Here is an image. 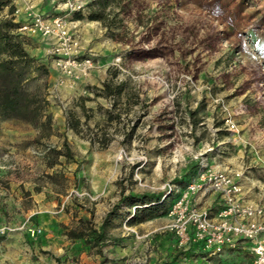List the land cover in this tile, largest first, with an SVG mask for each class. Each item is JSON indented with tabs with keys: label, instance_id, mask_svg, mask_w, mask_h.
I'll use <instances>...</instances> for the list:
<instances>
[{
	"label": "rangeland",
	"instance_id": "obj_1",
	"mask_svg": "<svg viewBox=\"0 0 264 264\" xmlns=\"http://www.w3.org/2000/svg\"><path fill=\"white\" fill-rule=\"evenodd\" d=\"M66 1H12L63 17L76 44L70 58L92 66L66 77L55 68L58 40L24 33L39 51L29 53L49 69L27 89L46 95L51 128L0 122V264H195L168 230L177 185L207 169L240 173L244 198L264 201V0H78L77 20ZM9 7L0 19L11 17ZM13 17L31 21L24 11ZM106 77L113 88L122 84L132 111H104L114 100L91 89ZM188 111H219L240 155L236 166L196 163L207 149L196 139L218 134H194ZM212 193L202 187L191 207L209 212ZM140 194L171 200L139 225L127 223L133 209L123 204L97 244L68 236L98 231L122 195ZM238 258L226 264H249Z\"/></svg>",
	"mask_w": 264,
	"mask_h": 264
},
{
	"label": "built area",
	"instance_id": "obj_2",
	"mask_svg": "<svg viewBox=\"0 0 264 264\" xmlns=\"http://www.w3.org/2000/svg\"><path fill=\"white\" fill-rule=\"evenodd\" d=\"M65 6L70 12L82 8L78 0H67ZM21 11L31 17V21L21 25L20 32L58 40L54 51L57 56L55 68L66 77L76 78L78 73H85L92 66L89 59L70 58L76 44L68 36L63 17L44 18L27 4L15 7L14 14ZM240 180V173L207 169L186 187L168 213L172 218L168 230L177 238L179 249L187 250L191 244L200 243L205 251L218 254L226 247L235 249L238 242L245 241L253 256L251 264H264V205L244 198ZM204 186L216 193L221 201V208L215 215L190 205L191 196ZM3 232L1 229L0 233ZM39 233V229L33 231V234Z\"/></svg>",
	"mask_w": 264,
	"mask_h": 264
},
{
	"label": "trees",
	"instance_id": "obj_3",
	"mask_svg": "<svg viewBox=\"0 0 264 264\" xmlns=\"http://www.w3.org/2000/svg\"><path fill=\"white\" fill-rule=\"evenodd\" d=\"M13 0H0V8L3 5H10L9 14L11 17L0 19V122L4 120H19L33 125H39L42 129L50 130L51 117L47 111L49 101L46 95L39 89L29 91L27 86L37 82L42 77L49 75L48 67L41 60L28 51L31 45V38L19 31L20 22H16L13 13ZM79 12H72V20L79 18ZM90 18L102 20L100 15L94 14ZM44 84V88L46 87ZM99 96L115 98L122 92V84L114 88L106 82L101 89H91ZM98 90V91H97ZM74 128V126L72 125ZM100 147H105V141H101ZM61 155V151H54ZM67 156L68 153H65ZM181 182H179L180 184ZM171 198H163L162 194L148 195H122L116 205L106 214L98 231L83 232L70 231V238L82 239L86 236L85 242L97 244L104 239V231L109 225V218H115L118 208L123 204L133 209L128 215L127 223L130 225L145 222L153 217L165 213L167 202ZM170 210V209H169Z\"/></svg>",
	"mask_w": 264,
	"mask_h": 264
},
{
	"label": "crops",
	"instance_id": "obj_4",
	"mask_svg": "<svg viewBox=\"0 0 264 264\" xmlns=\"http://www.w3.org/2000/svg\"><path fill=\"white\" fill-rule=\"evenodd\" d=\"M28 1L30 0H20V3L22 2L26 3ZM28 51L31 53L33 52V54L35 55L39 53L38 49L31 48L30 46L28 48ZM104 80H108V77L101 79L100 80L101 85L100 84L96 85V87H99V89H101ZM53 90L56 92L58 91V88L56 89L54 88ZM52 93L48 96V99L52 98L53 95ZM87 96H88L87 99L90 100L92 98V93L88 92ZM96 97H97L96 99H98L99 97H104V96L97 95ZM106 98L109 99L108 97ZM112 99L114 100V103H112V105L110 104L112 109L109 110L105 108L104 111H113V110L126 111V112L132 111L133 106L131 100L129 99L128 94L124 96V94L121 92L120 95ZM119 100H121V104H120L121 109L118 108L119 104L115 103V102L119 103ZM218 112L219 111H215V115H214V111H188L186 115L188 116V119H190V124L188 125L194 134L196 133L197 130L203 133V131H205L206 129L207 131L213 130L215 133L218 134L216 135L215 138L209 140L208 141L209 143L208 142L205 143V140L203 138L196 139V142L200 146H206L207 148L204 149L202 152H199L200 157L196 158V163L208 164L210 166L215 165L217 167H222L225 163L228 164L230 163L236 166L237 162L239 161V158L237 157H239L240 155L236 153L235 156H233V153H235L237 147L231 145L232 142L229 141V137H231V134L228 133L227 130L225 129V126L222 121L223 117H220L219 119ZM208 116H211L209 117L211 119H208ZM176 187L178 188L176 192H180L181 194L186 189L187 186L182 188V185H177ZM180 194L176 196V198L172 201V203L179 198ZM210 200L211 201L207 203V205L210 206L209 212L211 215H215L221 208V201L216 193H212V195L210 196ZM258 202L264 205V201L262 202L258 201ZM248 246L249 244L247 242L240 241L238 242L237 247L235 249H229L226 247L221 253L210 254L208 251H205L203 249L200 243H193L189 246L187 250L193 252V257L190 260L193 261V263L195 264H197V262H199V264H226V262L230 260L236 261V259L238 257L240 258L241 255L242 256L246 255L249 260V264H251L253 256L250 253ZM108 258H109L108 260H110V257Z\"/></svg>",
	"mask_w": 264,
	"mask_h": 264
}]
</instances>
